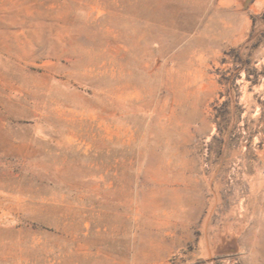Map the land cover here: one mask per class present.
<instances>
[{"label":"rangeland","instance_id":"374dc122","mask_svg":"<svg viewBox=\"0 0 264 264\" xmlns=\"http://www.w3.org/2000/svg\"><path fill=\"white\" fill-rule=\"evenodd\" d=\"M0 264H264V0H0Z\"/></svg>","mask_w":264,"mask_h":264}]
</instances>
